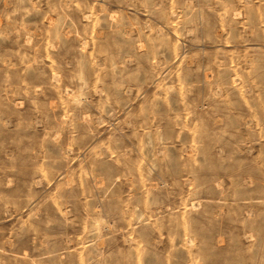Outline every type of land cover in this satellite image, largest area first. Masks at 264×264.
I'll list each match as a JSON object with an SVG mask.
<instances>
[{"label": "rangeland", "instance_id": "obj_1", "mask_svg": "<svg viewBox=\"0 0 264 264\" xmlns=\"http://www.w3.org/2000/svg\"><path fill=\"white\" fill-rule=\"evenodd\" d=\"M0 264H264V0H0Z\"/></svg>", "mask_w": 264, "mask_h": 264}]
</instances>
